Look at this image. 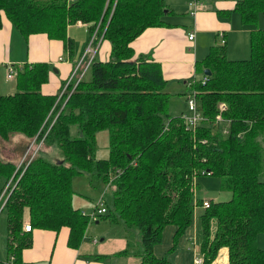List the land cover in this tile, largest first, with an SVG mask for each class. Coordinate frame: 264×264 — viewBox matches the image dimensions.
Listing matches in <instances>:
<instances>
[{
	"label": "trees",
	"instance_id": "16d2710c",
	"mask_svg": "<svg viewBox=\"0 0 264 264\" xmlns=\"http://www.w3.org/2000/svg\"><path fill=\"white\" fill-rule=\"evenodd\" d=\"M165 6L163 0H0V14L24 36L44 32L70 53L66 26L78 20L110 45L107 59L92 58L68 94L57 98L75 61L54 93L40 91L48 71L44 61L22 64L13 73L15 90L0 93V139L22 133L28 139L23 151L50 124L42 144L55 143L61 156L52 161L37 150L18 169L0 157V191L13 181L1 208L6 256L0 264H23L20 253L33 227L65 225L67 245L80 243L90 217L71 203V177L78 173L97 176L108 188L105 210L94 220L119 224L125 241L126 231H138L136 264H174L169 255L201 205L192 179L202 169L219 176L230 196L207 200L196 214L199 264H209L220 246L227 248L226 264H264V245L257 244L259 232L264 243V28L250 30L247 58L228 59L222 45L210 47L200 61L209 74L191 83L204 118L189 130L182 114L167 111L159 64L130 45L144 28L163 23ZM234 9L242 24H255L264 0H236ZM216 113L221 120L213 123ZM104 128L107 155L95 157V131ZM26 218L29 230L23 229ZM168 224L174 230L167 254L155 255L153 245Z\"/></svg>",
	"mask_w": 264,
	"mask_h": 264
},
{
	"label": "crops",
	"instance_id": "0c3cea01",
	"mask_svg": "<svg viewBox=\"0 0 264 264\" xmlns=\"http://www.w3.org/2000/svg\"><path fill=\"white\" fill-rule=\"evenodd\" d=\"M163 1L166 5L162 15L163 23L144 28L130 41V45L136 55L141 54L159 64L164 79L163 90L169 96L178 94L185 99L191 91V83L196 79H202L203 68L200 66V61L205 58L211 46L222 45L224 54L228 59L247 58L250 30L264 28V13L258 15L255 24H242L239 14L234 9L236 0ZM190 32L193 33V36L188 39L187 36ZM66 35L72 39L70 53H68V49L63 47L59 39L49 38L44 32H32L24 36L1 13L0 74L3 78L2 82L0 81V93H11L15 89L14 81L13 83L9 81L11 76L7 77L5 73L8 67H11L15 74L16 69L24 63L46 62L48 65L47 78L40 85V91L49 94L57 90L61 81L68 75L74 61L76 63L81 55H84L82 61L86 59L87 53L83 54V52L88 42L90 48L94 50L93 58L107 59L110 48L109 42L102 38L101 32L95 30L90 34L87 23L77 20L74 23L67 24ZM82 61L78 65V70L82 69L80 67L83 64ZM198 73H201L200 76L196 75ZM198 111L200 112L199 109ZM179 113L185 112L180 110ZM16 137L18 135H15L12 140H15ZM20 140H23L24 144L28 139L25 138L24 140L23 137H20ZM43 148H50V151H52L54 147L46 144ZM45 152L49 153L48 149ZM22 153L21 150L18 153L19 155H12L9 152L7 159L16 160L14 162L16 163L21 158ZM16 155L17 158H15ZM75 207L79 208L78 206ZM82 211L84 212V210ZM195 220V223L194 221L191 223V235L193 237L195 233L198 234L199 232L197 219ZM189 226L179 236L177 247L173 252V256L170 257L174 264H185L187 259L184 253L178 255L177 252L185 249L184 244L181 243H184L186 230ZM169 230L172 234L174 226ZM67 233L68 228L65 225H61L57 230L31 228L30 244L24 247L20 253L22 263L136 264L138 261L134 255H122V251L126 247L125 237L123 236L112 238L106 236V231L105 235L97 240L96 237L88 236L85 232L80 243L74 248L66 243ZM189 234L190 232L187 235ZM155 245H153L154 254H156ZM226 253L227 248L220 246L211 264H226ZM5 256L6 245L1 258H5Z\"/></svg>",
	"mask_w": 264,
	"mask_h": 264
},
{
	"label": "rangeland",
	"instance_id": "374dc122",
	"mask_svg": "<svg viewBox=\"0 0 264 264\" xmlns=\"http://www.w3.org/2000/svg\"><path fill=\"white\" fill-rule=\"evenodd\" d=\"M111 9H112V6H111ZM98 25L99 23L96 24L95 28H97ZM101 28L104 29V27H101ZM96 31L100 32L99 30H96ZM103 42H105V40H103ZM203 73H204L203 76L207 75L205 72ZM200 74L201 73H198L196 75L200 76ZM2 78L3 77L0 74L1 82H2ZM9 81L10 83L11 82L13 83L14 81L13 74L11 75ZM166 108H167V111L173 115L180 114L179 113L180 110L184 112H188L186 108L185 99L183 98L182 95H178V94H172L168 97ZM39 131H40L39 135L42 136V133L44 131H42L41 129H39ZM15 135H18V137H16L15 140H12ZM107 135H108V131L105 128L95 131V151H94L95 157H105L107 155ZM20 137H23L24 140L25 138L27 139V137L23 136V134L20 132H11V136L8 139L6 140L0 139V157L1 158L7 159L9 152L12 153V155L20 153V147H22L23 142H24L23 140H20ZM38 137L35 138V142H33V144L37 142L40 143L38 146L39 152L40 151L43 152V154L52 161H55L56 159H59L61 157L60 151L55 143H53V147H54L53 150L50 151V148H43L42 143L44 142V139L42 141L41 139H38ZM46 149H48L49 153L45 152ZM28 155L29 153L27 154V156ZM17 157L18 156L16 155L15 158ZM15 161L13 160V162ZM15 166H16V163H15ZM259 178L261 180H264V174H261ZM219 179L220 177L216 175H212V174L200 173V174L194 175L192 179L193 182H195V185L193 187L194 198L195 199H205V200L227 199L230 196V192L227 189L220 188ZM71 188L73 190L72 199H71L72 205L78 206L79 208H81V210H84V212L87 214H90L93 211L92 207L94 206V203L96 199L100 196L101 192H102V196H101L102 200L107 198V194H108V188L105 184L101 182L100 178L94 175L92 176L91 174H88V173H78L72 176L71 177ZM105 192L107 193L105 194ZM200 208H202L200 204H196V206L194 207V214H193V219H192L194 223L196 221L195 220L196 214L198 213ZM96 217H98L97 213L95 214V217L91 218L90 221L86 225L85 232H87L88 236L96 237V239L99 240L101 236L105 235L106 231H107L106 236H110L112 238L118 237L119 233H123V230L120 229L119 224L110 222L103 218H99V220H94V219H97ZM26 221H27V218L25 219V222ZM171 227H173L172 224H168L161 231L160 241L158 242V244L156 243L155 245V253L158 254V256L167 254V252L165 251L170 246V234L171 233L169 229H171ZM209 227L211 230L213 229L212 220H210ZM191 231H192V226L190 224L189 228L186 230V233L188 234V232H190V234L189 235L186 234V237L184 238V243L183 242L181 243V244H184L185 249L178 250L177 252L178 255L179 253L185 254L187 258L185 260V264H193L192 256L197 254V248H196L197 243L196 242L198 241V234L195 233L193 237L191 235ZM125 233H126V242H127L125 249L127 248L130 251V253L123 252L122 255L130 254V255H134L135 258L138 259V257L134 254V252L136 250H140L139 233L136 229H130L126 231ZM257 244L259 246L264 245L263 236H262V233L260 232L257 234ZM5 245H6L5 213L4 211H0V260L4 259L1 257L3 256ZM186 248H188V250H186ZM173 254L174 253L170 254L169 257H172ZM200 262H201V258L198 264ZM209 264H211V262Z\"/></svg>",
	"mask_w": 264,
	"mask_h": 264
},
{
	"label": "built area",
	"instance_id": "2783aa9c",
	"mask_svg": "<svg viewBox=\"0 0 264 264\" xmlns=\"http://www.w3.org/2000/svg\"><path fill=\"white\" fill-rule=\"evenodd\" d=\"M193 36V33L190 32L187 36L188 39H191ZM84 53H87V56H86V59L84 61H82V57L84 55H81L80 58L78 59V61L75 63L74 65V68L73 70L71 71V73L69 74V76L67 77V79L65 80L64 84L62 85L60 91H58L57 93V98L62 95L63 93H69L75 83L77 82V80L79 79L80 75L82 74V72L84 71V69L86 68L87 64L90 62V60L93 58L94 56V50L90 48V43L88 42L85 49H84ZM80 61L83 62L82 65H80V67L82 68L81 70H78V65L80 64ZM13 70L11 67H8L7 68V71H6V76L7 77H10L12 74H13ZM74 78V80H73ZM206 77L203 76L201 81L203 82V80L205 79ZM72 82V85L70 88H68V84ZM185 102H186V107H187V110L188 112H185V113H182V118H183V121H184V125L187 129L189 130H192L194 129V127H196V125L199 123V121L201 119H203L204 117L200 114V112L198 111L197 109V105H196V102H195V97L193 95V92L192 90L188 93V95L186 96L185 98ZM225 106L224 104L221 102L218 104V108L219 109H223ZM213 120V123L215 122H219L221 120V117H220V114L219 113H216L215 114V117L212 119ZM50 125V124H49ZM48 125V126H49ZM48 126L46 127L45 131L42 133V136H40L38 139H41L43 141L44 139V136H45V133L48 129ZM223 132L226 131V128H223L221 129ZM35 138H37V135L32 137L29 141H28V144L26 145L25 149L23 150V153L21 154V158L18 160V162H16V166H15V169H18L20 167H22L23 165H25L30 159L31 157L34 155V153L38 150V146H39V142L33 144V142H35ZM29 153V155L27 156V154ZM22 170V169H21ZM201 173L203 174H209L210 171L209 170H204L202 169L201 170ZM20 174V172H19ZM13 184V181H11L10 179H8V181L5 183V185L3 186L2 190L0 191V211H1V208H2V205L4 203V200L6 198V195H7V192H8V187L9 185L12 186ZM5 192H6V195H5ZM208 205V201L205 200V199H202L201 201V206L205 207ZM105 208H104V205H103V201L101 199V195L96 199L95 203H94V206H93V211L89 214V217L90 219L91 218H94L95 217V214L96 213H101V212H104ZM29 223L26 221L24 222L23 224V229L24 230H29ZM200 256L198 255H194L193 256V263L194 264H198V262L200 261Z\"/></svg>",
	"mask_w": 264,
	"mask_h": 264
},
{
	"label": "water",
	"instance_id": "95a60500",
	"mask_svg": "<svg viewBox=\"0 0 264 264\" xmlns=\"http://www.w3.org/2000/svg\"><path fill=\"white\" fill-rule=\"evenodd\" d=\"M204 72H205L206 74H209V70H208V69H204Z\"/></svg>",
	"mask_w": 264,
	"mask_h": 264
},
{
	"label": "clouds",
	"instance_id": "9594fccd",
	"mask_svg": "<svg viewBox=\"0 0 264 264\" xmlns=\"http://www.w3.org/2000/svg\"><path fill=\"white\" fill-rule=\"evenodd\" d=\"M210 174V173H209Z\"/></svg>",
	"mask_w": 264,
	"mask_h": 264
}]
</instances>
